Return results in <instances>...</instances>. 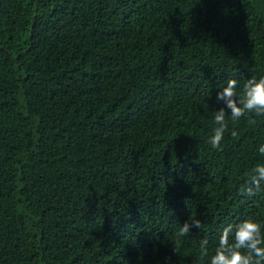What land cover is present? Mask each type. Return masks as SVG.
Returning <instances> with one entry per match:
<instances>
[{"label":"trees","instance_id":"obj_1","mask_svg":"<svg viewBox=\"0 0 264 264\" xmlns=\"http://www.w3.org/2000/svg\"><path fill=\"white\" fill-rule=\"evenodd\" d=\"M251 77L264 0H0V264H210L228 226L264 234V116L217 101Z\"/></svg>","mask_w":264,"mask_h":264},{"label":"clouds","instance_id":"obj_2","mask_svg":"<svg viewBox=\"0 0 264 264\" xmlns=\"http://www.w3.org/2000/svg\"><path fill=\"white\" fill-rule=\"evenodd\" d=\"M237 88L238 81L229 79L226 86L217 93V101H222L230 110L232 120L237 121L248 114L264 116V77L259 79L251 77L244 83L242 91H238ZM227 115L225 107L215 112L214 123L217 127L209 139L214 149L221 147L224 133L228 128ZM249 123L254 125L256 121L250 119ZM231 134L232 136L237 135L235 131ZM259 152L264 155V145L259 148ZM262 184H264V164H259L253 169L242 191L248 196H253L261 190ZM201 226V221L198 219L192 220L191 223L185 222L179 230L178 237L189 235L193 227L200 229ZM173 244L174 251L177 253L180 247L179 238ZM200 251L202 256L208 255L207 241L201 242ZM210 264H264L262 226L255 221L245 220L235 227L234 232L232 226L225 228Z\"/></svg>","mask_w":264,"mask_h":264}]
</instances>
